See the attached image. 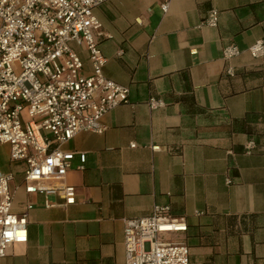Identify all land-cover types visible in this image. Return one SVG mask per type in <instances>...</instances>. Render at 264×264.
<instances>
[{
	"label": "crops",
	"instance_id": "obj_1",
	"mask_svg": "<svg viewBox=\"0 0 264 264\" xmlns=\"http://www.w3.org/2000/svg\"><path fill=\"white\" fill-rule=\"evenodd\" d=\"M160 3L110 0L94 10L103 75L128 89V103L101 118L102 134L63 147L86 158L63 181L75 188L73 205L27 194L25 164L0 156V172L13 176L12 212H27V242L9 246L0 264H125L124 220L154 206L185 221L178 239L190 264H264V59L248 52L264 38V0H171L166 14ZM211 10L217 26H201ZM230 44L240 54L226 62ZM150 98L164 106L151 109Z\"/></svg>",
	"mask_w": 264,
	"mask_h": 264
},
{
	"label": "built area",
	"instance_id": "obj_2",
	"mask_svg": "<svg viewBox=\"0 0 264 264\" xmlns=\"http://www.w3.org/2000/svg\"><path fill=\"white\" fill-rule=\"evenodd\" d=\"M109 1L0 0V144L9 145L10 163L25 164L27 194L54 195L64 206L75 203V188L64 178L75 158L77 170L84 169L86 158L63 147L79 133L102 134L101 118L128 103V89L103 75L104 34L94 10ZM170 2L161 0L164 14ZM217 23L218 13L211 10L201 26ZM78 48L87 54L88 73ZM248 52L264 59V38ZM239 54L234 44L222 49L226 62ZM225 74L233 76V70ZM148 105L154 110L164 103L150 98ZM12 181L11 174L0 172V262L9 246L27 242V212H12ZM169 212L154 206L149 217L124 220L125 264H190L186 244L158 241L161 234L186 231L185 221Z\"/></svg>",
	"mask_w": 264,
	"mask_h": 264
},
{
	"label": "rangeland",
	"instance_id": "obj_3",
	"mask_svg": "<svg viewBox=\"0 0 264 264\" xmlns=\"http://www.w3.org/2000/svg\"><path fill=\"white\" fill-rule=\"evenodd\" d=\"M23 113L24 115H26L25 112ZM6 151L8 153L9 145H5V144L0 145V156L5 155ZM123 237H124V229H123ZM178 237H179L178 232L166 233L159 235L158 241L161 243H182L180 239H178Z\"/></svg>",
	"mask_w": 264,
	"mask_h": 264
}]
</instances>
